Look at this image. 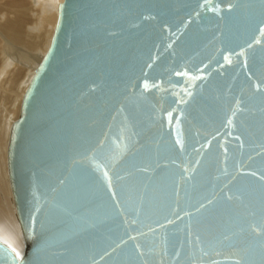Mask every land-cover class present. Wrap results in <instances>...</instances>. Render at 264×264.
I'll return each mask as SVG.
<instances>
[{"label": "water", "instance_id": "water-1", "mask_svg": "<svg viewBox=\"0 0 264 264\" xmlns=\"http://www.w3.org/2000/svg\"><path fill=\"white\" fill-rule=\"evenodd\" d=\"M8 168L0 264H264V0H62Z\"/></svg>", "mask_w": 264, "mask_h": 264}, {"label": "bare ground", "instance_id": "bare-ground-1", "mask_svg": "<svg viewBox=\"0 0 264 264\" xmlns=\"http://www.w3.org/2000/svg\"><path fill=\"white\" fill-rule=\"evenodd\" d=\"M44 1L48 7L41 5L37 14L39 0H0V240L20 256L25 243L11 188L8 146L27 85L49 48L58 20L62 0Z\"/></svg>", "mask_w": 264, "mask_h": 264}, {"label": "rangeland", "instance_id": "rangeland-1", "mask_svg": "<svg viewBox=\"0 0 264 264\" xmlns=\"http://www.w3.org/2000/svg\"><path fill=\"white\" fill-rule=\"evenodd\" d=\"M42 1H43V0H39L38 3L35 2V3H36L35 5H39V4H40V5L38 6V8H37V14H38V12H40V10H41V5L46 4L47 7H48V3H49V2H48V3H45V1H44V2L42 3ZM46 5H45L44 8H46ZM52 7H53V6H52ZM39 8H40V9H39ZM27 86H29V85H27ZM7 124L10 125V120H8V123H7ZM7 124L4 126L5 130H7V128H8V125H7ZM6 133L8 134V131H7Z\"/></svg>", "mask_w": 264, "mask_h": 264}]
</instances>
